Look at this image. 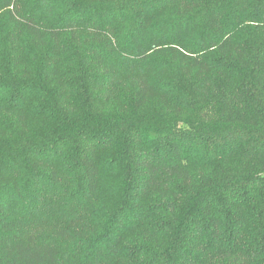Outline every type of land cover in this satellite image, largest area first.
Returning a JSON list of instances; mask_svg holds the SVG:
<instances>
[{
	"label": "trees",
	"instance_id": "16d2710c",
	"mask_svg": "<svg viewBox=\"0 0 264 264\" xmlns=\"http://www.w3.org/2000/svg\"><path fill=\"white\" fill-rule=\"evenodd\" d=\"M0 264H264V0H0Z\"/></svg>",
	"mask_w": 264,
	"mask_h": 264
}]
</instances>
